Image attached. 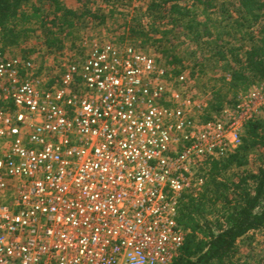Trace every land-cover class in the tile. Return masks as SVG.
Instances as JSON below:
<instances>
[{"label": "built area", "instance_id": "2783aa9c", "mask_svg": "<svg viewBox=\"0 0 264 264\" xmlns=\"http://www.w3.org/2000/svg\"><path fill=\"white\" fill-rule=\"evenodd\" d=\"M0 26V264H169L194 169L225 156L264 89L205 118L187 71L129 42L93 41L48 75L37 50L7 56Z\"/></svg>", "mask_w": 264, "mask_h": 264}, {"label": "trees", "instance_id": "16d2710c", "mask_svg": "<svg viewBox=\"0 0 264 264\" xmlns=\"http://www.w3.org/2000/svg\"><path fill=\"white\" fill-rule=\"evenodd\" d=\"M75 1L76 8H69L63 0H46L45 4L0 0L2 46L19 34L25 37L31 31L28 25L36 23L44 35L45 49L58 51V32L86 29L100 10L93 6L96 0ZM118 2L105 0L108 12H114ZM218 2L148 0L144 10L140 6L137 14H131L125 22L127 37H143L166 55L169 65H181V59L168 46V33L182 28L185 34L192 35V41L198 42L202 38L218 41L223 33L238 41V45L225 50L215 44L219 61L234 65L229 77L221 78L227 89L242 90L264 82V0H234L237 20L231 23L215 14ZM144 18L147 22H143ZM246 31L250 33L248 42L243 41ZM181 71L172 69L173 74ZM223 100L220 94L215 96L208 105L207 118L224 107ZM246 127V135L237 148L220 158L201 162L198 176L203 184L195 196L186 195L179 204L177 220L186 235L178 255L169 264H234L238 242L250 232L264 229V120L256 118ZM254 156L259 158V164L246 166Z\"/></svg>", "mask_w": 264, "mask_h": 264}, {"label": "rangeland", "instance_id": "374dc122", "mask_svg": "<svg viewBox=\"0 0 264 264\" xmlns=\"http://www.w3.org/2000/svg\"><path fill=\"white\" fill-rule=\"evenodd\" d=\"M36 4H45L46 0H31ZM69 8H76L75 0H63ZM148 0H119L118 7L114 12H108L105 7V0H96L94 8L99 7L100 10L96 14V18L89 23L86 29L80 30H63L58 32V37L61 40V48L56 52H48L46 55L38 58L41 66L45 67L48 75L56 76L65 68L69 60H76L87 53L93 41H119L124 38L132 46L140 51L154 57L166 67L172 69H182L187 71L193 79V85L196 94L204 100L207 118V109L210 102L215 100V96L220 94L225 102L224 107L217 113L212 115L223 116L224 110H232L240 93L248 90L250 87L257 89H264V82H258L250 87L242 90H228L227 86L223 84L221 78L226 75L229 77V72L234 67L228 61H219L215 54L217 46H221L220 50H225L232 46L238 45L235 41L223 33L220 35L218 41L212 39L202 38L199 42L192 41V35L185 34L182 28L172 30L168 33V46L179 59L181 65H169V61L161 51L155 50L154 46L149 41L145 42L143 37L129 38L127 37V28L124 27L133 14H137V9L141 6L144 10L145 3ZM136 11V12H135ZM215 14L223 19L224 22L231 23L234 19L237 20V13L235 11L234 0H219ZM148 19H143L147 22ZM31 31L26 32V36L17 35L12 41L7 40L5 54L7 56L17 55L26 57L34 54L37 50H46L44 45V35L41 28L36 23L28 25ZM170 26V25H169ZM245 30H243L244 32ZM249 31V30H248ZM247 32V37L244 42H248L250 33ZM211 42L209 45L206 42ZM217 46H216V45ZM245 46L247 43H244ZM212 47L213 50L207 48ZM3 48L5 46H2ZM243 51V50H242ZM183 66V68H182ZM173 73V72H172ZM259 120H264V109L262 114L258 117ZM247 127L245 126L240 133V144L246 135ZM239 144V145H240ZM259 164V158L254 156L253 159L246 162V166L255 167ZM200 165L194 169V176H198V169ZM239 252L234 258V264H264V229L249 233L248 237L238 242Z\"/></svg>", "mask_w": 264, "mask_h": 264}, {"label": "crops", "instance_id": "0c3cea01", "mask_svg": "<svg viewBox=\"0 0 264 264\" xmlns=\"http://www.w3.org/2000/svg\"><path fill=\"white\" fill-rule=\"evenodd\" d=\"M2 51V49H0ZM251 233V232H250Z\"/></svg>", "mask_w": 264, "mask_h": 264}]
</instances>
